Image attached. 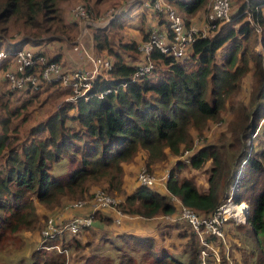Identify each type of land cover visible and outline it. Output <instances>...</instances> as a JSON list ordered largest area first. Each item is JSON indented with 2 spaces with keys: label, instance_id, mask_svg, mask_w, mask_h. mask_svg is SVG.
Returning <instances> with one entry per match:
<instances>
[{
  "label": "trees",
  "instance_id": "16d2710c",
  "mask_svg": "<svg viewBox=\"0 0 264 264\" xmlns=\"http://www.w3.org/2000/svg\"><path fill=\"white\" fill-rule=\"evenodd\" d=\"M74 1L0 0V50L15 53L29 45L38 55H44L49 62L60 63L64 71L70 72L64 67L68 63L64 47L48 56L43 46L53 43L68 46L76 39L78 21L66 22L63 16L64 4ZM79 1L91 8L90 5H99L105 0ZM166 1L189 16L203 10L209 2ZM154 14L162 17L158 22L159 31L171 36L169 19L163 13ZM115 22L110 24L114 26ZM215 25V29L198 38L183 57L154 51L151 54L153 70L135 80L138 67L147 61L142 54L138 55V42L125 38L119 49H115L107 30L94 29L92 46L98 53L106 51L114 58L113 70L108 76H100L93 83V92L111 90L103 98L66 101L61 107L48 109V113L23 134L19 133L14 118L20 115L22 120H27L26 106L12 109L10 100L1 105L6 115L0 118V252L11 246L20 233L39 230L43 219L65 199L87 197L92 186L123 194L127 168L142 152L145 163L150 166L165 160L167 151L176 156L184 149H192L193 132L202 135L209 122L219 120L229 104L234 108L235 96L251 74L252 91L245 106L244 127L236 129L228 145L231 174H224L225 143L221 138L218 143L196 151L189 164L182 161L176 164L167 181L170 196L155 187L139 184L133 192H125L118 208L126 215L146 219L172 215L178 209L173 200L175 196L199 214L208 215L222 201V185L236 180L233 199L236 203L245 201L250 205L251 218L245 225L251 226L254 247L246 251L241 242L236 241L234 253L242 250L239 258L232 254L233 263L264 264V147L249 154L245 145L259 130L260 123L264 125V36L258 41L263 50L258 52L254 47L257 33L264 28V0H239L238 10L231 12V19ZM126 55L131 56L134 63L126 62ZM13 63V57L3 61L0 72L10 70ZM19 92L31 98L45 93L43 102L52 97L56 102L68 97L71 89L42 82L40 90L28 88ZM8 95L14 96L12 92ZM64 158H70L77 168L68 177L53 179L52 166ZM244 159L247 163L240 171ZM208 163L205 190L193 176H181L186 169L203 170ZM97 212L95 217L99 223L118 226L105 209ZM171 224L176 228L185 225L189 231L183 235L181 231L170 233L172 230L161 229L155 237L165 242L172 237L187 239L181 255L164 247L167 244L159 245L154 236L120 233L105 241L121 252L115 260L92 255L85 264H199L201 247L190 224L183 220ZM230 224L241 232L245 226L232 221L227 226ZM227 226L226 230L231 225ZM89 244L87 239L82 246ZM220 255V264H230L223 244ZM31 264H66V261L57 251H44L35 254Z\"/></svg>",
  "mask_w": 264,
  "mask_h": 264
},
{
  "label": "rangeland",
  "instance_id": "374dc122",
  "mask_svg": "<svg viewBox=\"0 0 264 264\" xmlns=\"http://www.w3.org/2000/svg\"><path fill=\"white\" fill-rule=\"evenodd\" d=\"M85 5L86 4L82 1L76 0L74 2H66L64 4V11L63 16L66 22H69L71 20H74V16L72 14V9L76 5ZM212 0H209L206 7L196 13L195 15L189 16L185 14L184 12L178 11L179 9L175 7V9L179 12L180 15L186 22H189L190 27H194L197 31L200 32V34H206L208 35L213 29L211 25L208 24V14L211 8ZM239 6V0H233V7L232 12L235 13L238 10ZM87 7V6H86ZM92 8H87L89 12L91 13L92 17L95 20H99L101 18H107L108 13L111 9H120L118 12V15L113 19L116 20L115 25L112 26V24H108L104 29L108 31L110 37H112V43L113 46L117 47L115 49H119V44L122 39L125 40L127 38L128 40L138 42V46L145 40L148 39L149 34L154 30H159L158 22L161 20V16H156L153 11H151L148 8H145L142 6V0H105L99 5H90ZM77 20V19H75ZM78 21V20H77ZM228 22V21H227ZM225 22H220L219 24H223ZM79 25V21H78ZM187 26V25H186ZM187 26V27H189ZM80 26H78V34L76 39L69 43L68 46L65 43L62 44H50L48 46H43V49L47 51L48 56L51 53H58L60 52V49L64 47L66 52V63L64 64L65 68H70L72 70H78L84 67H87L85 64V61L81 59L78 55L75 57L76 61L74 62L73 55H75V52L73 51L74 45L76 43V40L81 32ZM262 28V27H261ZM94 29L98 28H90L89 31H87L85 34V37H87V45L90 47V50L93 51L95 56L100 58H105L110 61L114 62V58L108 54V52H102L98 53L95 49V47L92 46V39H91V33L94 31ZM258 40L255 43L254 47L258 52H261L263 50L262 45L259 43L261 38L264 36V28L261 29L257 33ZM147 37V38H146ZM121 38V39H119ZM259 41V42H258ZM29 47V45L27 46ZM42 49V50H43ZM138 52L141 57V52L138 49ZM221 55V54H220ZM76 56V55H75ZM126 62L134 63V60L131 56H125ZM73 65V67H70V65ZM69 66V67H68ZM64 69V68H63ZM101 76H108V73L102 72L100 73ZM3 76V77H2ZM4 72H0V118L3 117L5 112H3L1 105L8 103V101H11V108H20L23 105L26 106V109L28 112L25 113L27 120H22V117L19 115L17 118H14V122L18 125V128L20 129V134L25 133L29 130V128L34 125L39 119L43 118L46 113H48V109H52L55 106L61 107L64 102L68 101L67 97L65 96L63 100H57L55 102V98L52 97L51 99L43 102L44 97L46 96L45 93H39L36 98H31L30 95L19 92L16 90H12L10 86H8V82H4ZM7 84V85H6ZM252 75L249 74L245 78V80L242 82L241 89L235 96L233 106L232 104H229V108L227 107L224 111L222 116L217 121H211L209 122L208 128L205 130V132L200 135L198 132L194 131V144L192 149H184L180 155H173L171 152L167 151V156L165 160L158 161L150 166H148L145 163V153L142 152L137 159L128 166L127 168V175H126V182L129 183V188L131 189L133 186L137 187L139 185L138 181V175L140 171L143 168H146L152 175L159 178L164 186L166 187L165 182L169 180L171 173L173 169L176 167V164L180 161L189 164V159L191 156L198 151L201 147L205 145L210 144H216L219 142L221 138L224 139L225 148H224V157H223V166L224 169H226V172L231 174L232 167L230 163V156L231 152L228 148V145L232 142L234 133L237 128H243V118L245 115V106L248 103V100L250 98V94L252 91ZM10 90H9V89ZM12 90V91H11ZM40 90V89H39ZM8 92L13 93V97L8 95ZM33 99L32 101L27 102L28 100ZM59 103V104H58ZM49 104L51 106H49ZM242 110H244L242 112ZM24 113V112H22ZM2 115V116H1ZM261 122L259 126V130H256L250 137V139L246 142V151L249 154H252L255 150H260L264 147V125ZM76 165L72 164L70 158H64L60 160L59 162L54 163L51 169V175L52 178H64L68 177L70 174H72L75 169ZM210 164L208 163L206 167L202 170H194V169H186L184 172L181 173V176L185 177H194L197 184L200 186V188H203L204 190L208 187L207 179L209 176V170ZM243 169V166L241 165L240 171ZM164 182V183H163ZM237 181L233 180L230 182L229 185H232L235 187ZM167 188V187H166ZM156 189V188H155ZM125 190V191H124ZM123 190V194L117 193L115 191L114 193H109L105 187L102 186H92L90 188L89 195L85 197L84 199L80 200H67L65 199L62 202V205L58 206L54 209L53 212L49 214L48 217L43 219V226L39 230H35L33 232H25L20 233L17 237L14 243L11 246H6L2 252H0V264H31L32 259H34L35 254L38 252H48V253H54L53 251H47L43 250L41 248V242H42V231L45 227L46 221L50 217H60L61 214L68 211H82L85 212L84 214L79 215H93V221L94 225L89 228L88 230L82 232L76 237L67 238L66 242L64 243V246L68 250L67 253L62 254L65 257L66 264H85L87 259L92 255H101L104 258H111L112 260H115L120 254L118 251H115L113 248V245H106L105 241L107 238L115 237L116 233L119 231L121 224H118L116 226L114 223L112 225H101L102 223L96 219L95 215L98 213L95 211L93 213L91 203L94 199L95 194L98 191H105L109 195H111L116 201H118V205L124 200V194L127 193L126 189ZM158 191H162L161 189L157 188ZM164 191H166L164 189ZM167 194V192H166ZM167 195H171L168 193ZM84 201L85 205L83 208L75 209L72 207L74 203ZM175 202V201H174ZM176 203V202H175ZM117 205V207H118ZM120 209V208H119ZM41 213V211H40ZM132 216V215H128ZM72 217V216H68ZM133 217V216H132ZM165 217V216H162ZM66 218V216H65ZM171 221V220H170ZM144 222H150V221H144ZM172 223L175 221H171ZM170 222V223H171ZM116 223V222H115ZM117 224V223H116ZM171 224L167 223H159V232L161 229L166 230H172L170 233H176L177 231H181V234L186 233V231H189L187 226L181 225L179 228L174 227ZM231 225V226H230ZM230 228L228 229V243H229V255L228 260L230 264L233 263V256H236L239 258L241 256L239 251V254L234 253V243L241 242V245L245 247L246 251H250L254 247V234L251 230V226L245 225L242 228V232L233 224H230ZM118 227V228H115ZM176 228V229H174ZM184 230V232H183ZM93 233V234H92ZM190 233V232H189ZM171 238V237H169ZM90 241V244L87 246L85 243ZM91 239V240H89ZM183 239V238H182ZM180 239L177 237H172L169 241H167V245L164 247L170 249L177 255H181L183 252V245L186 243L187 239ZM236 242V243H237ZM82 243V244H81ZM201 247V246H200ZM64 248V247H63ZM201 249V248H200ZM233 250V251H232ZM233 254V256H232ZM210 264H220L219 262H216L212 260Z\"/></svg>",
  "mask_w": 264,
  "mask_h": 264
},
{
  "label": "built area",
  "instance_id": "2783aa9c",
  "mask_svg": "<svg viewBox=\"0 0 264 264\" xmlns=\"http://www.w3.org/2000/svg\"><path fill=\"white\" fill-rule=\"evenodd\" d=\"M142 6L154 13L165 14L170 21L172 35L169 36L167 32L154 30L149 34L148 39L138 46L139 51L147 61L138 67L134 80L151 73L154 68V64L151 62V54L154 51L159 50L163 54L180 58L187 53L198 38L206 36V34H200L194 27H187L182 15L166 0H142ZM119 11L120 9H111L107 18L95 20L85 5L79 4L73 7L72 14L79 21V26L82 27L73 51L85 61L87 66L78 70L66 72L60 63L49 62L44 55H38L27 46L15 53L1 49L0 64L9 58H14L12 68L4 71V78L9 83L10 88L16 91L28 88L39 90L42 82L57 83L71 89V94L67 97L68 102L88 101L95 96L103 98L111 90L100 93L93 92V83L101 76L100 73H109L113 70V62L95 56L86 44L85 33L93 27L105 28L118 15ZM231 12L232 0H212L208 14V24L215 28L216 22L229 21ZM38 65L40 66L38 67ZM246 163L247 159H244L242 166ZM224 174L229 175L226 171H224ZM138 181L139 184L152 188L162 183L146 168L140 171ZM222 187L227 189L226 192ZM222 187L220 188L222 201L212 213L201 215L198 211L183 204L179 198L173 196V200L178 206L177 212L166 215L168 220H183L190 224L201 246L199 264H210L209 259L211 257L215 258L214 261L219 262L221 258L220 246L222 244L228 257L230 247L226 230L227 224L232 221L235 225H245L249 223L251 218L249 203L245 201L236 203L234 201L233 192L235 187L230 185L228 188L227 184L222 185ZM84 205L85 202L81 201L74 203L72 207L79 209L83 208ZM117 205L118 201L105 191H98L91 203L93 213L99 209H113L118 215L115 222L119 224L122 218L127 215L122 213ZM64 218L65 216L61 214L60 217H50L46 221L42 231L41 248L43 250L57 251L60 254L67 253L68 250L64 246L66 239L76 237L94 225L93 215H78L67 220H64Z\"/></svg>",
  "mask_w": 264,
  "mask_h": 264
},
{
  "label": "crops",
  "instance_id": "0c3cea01",
  "mask_svg": "<svg viewBox=\"0 0 264 264\" xmlns=\"http://www.w3.org/2000/svg\"><path fill=\"white\" fill-rule=\"evenodd\" d=\"M87 38V37H86ZM76 55V54H75ZM73 55V59L74 62L76 61L75 57H77V55L75 56ZM69 63V62H68ZM69 67V66H68ZM70 67H73V65L71 64ZM69 70H71L69 68ZM129 183L125 181L124 183V189H126L127 193H131L134 191V189L136 188L135 186H133L131 189L129 188ZM156 189L159 188L161 189V193L164 195H167L169 193L168 189L164 186V184H158L156 187ZM164 189L166 191H164ZM167 192V194H166ZM105 212L110 215L114 221L117 220V213H115V211L111 208H107L105 209ZM85 212L76 210V211H68V212H64L63 215L68 217V216H78L79 214H84ZM144 221H150V222H144ZM167 223V224H171L170 220H168L167 216L162 217V216H157L151 219H146V218H142V217H138V216H126L124 218H122V221L119 223L121 224L119 231L116 233L120 234V233H135L141 237H146V236H156L159 232V223ZM103 225V224H101ZM104 226V225H103ZM119 227V226H118ZM115 227V228H118ZM229 227V226H227ZM227 236H228V228H227ZM156 238V237H155ZM156 240L158 241L157 243L159 245H163V244H168L165 241L160 240L159 238H156ZM212 260H215L214 257H211L209 259V261L211 262Z\"/></svg>",
  "mask_w": 264,
  "mask_h": 264
}]
</instances>
